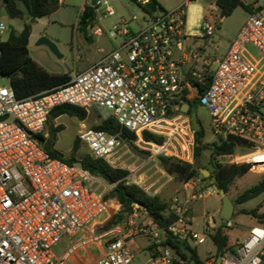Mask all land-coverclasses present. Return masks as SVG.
Listing matches in <instances>:
<instances>
[{"label":"built area","instance_id":"2783aa9c","mask_svg":"<svg viewBox=\"0 0 264 264\" xmlns=\"http://www.w3.org/2000/svg\"><path fill=\"white\" fill-rule=\"evenodd\" d=\"M103 1L104 17L114 16L116 12L106 0H99L94 12ZM133 1L145 9L149 19L137 29L121 19L111 34L121 37L118 46L110 52L100 49L101 59L66 84L23 99L16 97L10 85L0 86V264H69L91 242H102L105 253L90 264H132L131 245L138 237L147 241L142 251L144 264H196L190 253L183 258L164 245L165 241L172 235L197 248L210 240L209 233L218 226L212 217H205L204 231L195 229L192 203L209 196L196 192V177L183 184L182 196L173 199L170 209L177 218L166 228L139 224L135 210L127 220L102 230L111 210H118L121 204L105 198L107 186L101 179L79 164L51 157L39 141L56 107L69 104L94 109L102 119L113 117L136 135L134 145L147 150L151 159L163 154L191 163V157L168 152L165 142H147L143 134L162 136L166 125L188 117L182 106L191 107L195 102L210 114L219 143L232 137L244 142L240 146L258 150L235 164L249 165L254 172L264 168V65L254 66L245 55L250 47L264 62V9L248 12L221 57L211 59L206 46L196 45V38L210 42L222 17L207 19L199 35L192 37L185 31V8L192 0L172 11L156 12L147 8L153 0ZM133 21L138 19L133 17ZM5 28L1 22L0 32ZM89 29L98 37L105 34L95 19ZM105 109L108 115H103ZM189 127L194 145L195 132ZM77 137L94 158L115 168H122L126 156H135L121 133L84 127ZM140 170L131 169L126 178L148 192L138 175ZM218 259L220 264H264V222L258 219L246 237Z\"/></svg>","mask_w":264,"mask_h":264},{"label":"rangeland","instance_id":"374dc122","mask_svg":"<svg viewBox=\"0 0 264 264\" xmlns=\"http://www.w3.org/2000/svg\"><path fill=\"white\" fill-rule=\"evenodd\" d=\"M3 1L0 0V23H4L5 30L0 32V36L3 41L8 38L11 30L21 32L24 28V23L27 21V11L23 4H18L19 8L24 11V18L11 19L5 13L3 9ZM116 12L114 16L104 17L106 5L103 4L99 7V11L95 12V25L99 26L104 31V36L98 37L90 34V38L94 41L89 43L81 31L77 28L78 14L85 6H90L91 0H63V5L52 15L39 19L32 25V33L30 39V55L47 71L55 74H69L75 75L77 72H81L93 65L101 59L103 54L99 51L104 49L106 52H110L115 49L121 41V37H112V32H115L113 26L119 24L121 19H125L130 22L132 27L137 29L139 24L144 23L149 19L148 13L140 5L136 4L133 0H106ZM159 7H162L166 11H172L181 5L185 0H154ZM218 0H192L185 8L186 11V34L192 37H196L202 30V25L207 19L221 18V13L217 7ZM248 4L257 3L259 8L264 9V0H245ZM133 17L138 19V22L133 21ZM248 18V12L238 7L228 17L223 18L222 22L218 24V30L209 41H202L196 38L197 46H206L207 53L211 56V59L220 58L228 45L235 39L239 30L244 25ZM41 37H47L54 41L63 58L55 56L47 46L37 45V42ZM247 59L256 67L264 65L261 57L249 47L245 53ZM0 86H9V80L7 78L0 77ZM241 97V95H239ZM87 118L84 121H80L77 118L69 117L67 115L60 116L51 124L54 126H63L64 129L57 134L55 142V149L69 157L72 153L75 140L77 138V132L84 127L93 129L94 125L101 122V114L94 110H86ZM194 112L197 114V118L203 125L205 132L204 145L207 149L202 153L200 157V164L198 168L201 175L197 176L198 182L196 187L197 193L208 192L209 196L202 199L194 200L192 203L191 216L194 217L195 229L203 232L205 229V217H212L216 224L223 223L220 218V210L222 206L221 198L213 189V182L208 178L213 172L214 164L219 162L221 164H232L236 160L247 158L257 152V149L248 146H238L235 148L234 153L227 157H214L212 159V152L209 149V144L219 143V139L213 133L210 114L203 107H197ZM109 110H103V115H108ZM190 119L183 116L181 119L176 120L171 125H166L167 128L163 129L165 137L166 148L168 152L174 153L189 159L194 162V145H191L190 136L192 131L190 129L191 122H187ZM49 123L47 122L43 135L48 137L49 135ZM141 150V149H140ZM149 153L147 150H142ZM88 148L85 144H81L78 149V154L88 153ZM135 154L134 157L126 156L124 163L121 164L122 169L131 173V169L141 167L138 175L143 180V186L148 189V193L151 196H158L167 205L172 204L174 198L182 196L185 192L183 183L176 179L174 176L169 175L162 167L157 156L154 160L151 159L150 154ZM163 155V154H160ZM191 162V163H192ZM239 162V161H238ZM254 172L250 170L243 177L236 178L234 182L229 186L228 195L234 203V213L230 222V228L228 233L231 236L232 241L242 240L246 232H249L252 226L256 225V218L251 215H247L244 211H251L258 208L259 213H264V193L244 204H236L237 197L247 189L253 187L259 181L264 179V168H257ZM203 171H208L210 175L203 176ZM206 173V172H205ZM130 180H134L131 176ZM107 186V192L111 186ZM121 210V207L111 210V216L107 219V224L117 215ZM129 216L124 217L120 222L127 220ZM137 222L139 224L147 225L151 223V218L143 211H138ZM119 222V223H120ZM115 226V225H114ZM112 226L111 228H113ZM110 228V229H111ZM147 241L145 238L138 237L132 243L131 247L135 254V259L132 264H144L146 255L142 253L145 250ZM104 246V244H103ZM197 251L204 261L217 260V253L210 240L203 245L197 247ZM101 254V247L98 245H89L86 249L80 251V256L83 257V261H87L91 257H97ZM71 264V263H69Z\"/></svg>","mask_w":264,"mask_h":264},{"label":"trees","instance_id":"16d2710c","mask_svg":"<svg viewBox=\"0 0 264 264\" xmlns=\"http://www.w3.org/2000/svg\"><path fill=\"white\" fill-rule=\"evenodd\" d=\"M18 4H23L25 6L28 14L27 21L24 23V28L21 32L18 33L15 30H11L5 41H3L0 36V77L7 78L16 97L18 99H23L64 85L71 80L72 76L67 73L55 74L47 71L31 57L29 50L32 25L39 19L54 14L63 5V2L60 0H4L3 9L9 18H24V11L19 8ZM216 4L222 18L230 16L238 7L244 8L247 12L253 10L252 7L247 5L243 0H218ZM92 17L95 18V12L89 11V6H86L79 14L78 30L81 31V22H85ZM197 107V103L194 102L191 104L193 110H190L188 114L189 117ZM63 115L84 121L87 118V111L84 108L69 104L54 108L50 112L48 118V121H50L49 135L48 137L44 135L41 136L45 140V142L42 143V147L51 157L59 158L70 165L79 164L90 172L92 176L101 179L106 185L111 186L108 193L105 194V198L116 199L121 204V210L108 224L106 223L102 227V230L110 229L124 217L133 214L135 210L143 211L149 215L151 223L147 224V226L166 228L176 220L177 216L171 212L170 205H167L158 196L149 195L139 186L128 183L126 177L129 172L127 170L112 167L105 160L94 158L89 152L79 155L77 152L82 143L78 137L75 140L72 153L69 157L58 152L55 149V142L57 134L63 130L64 127L54 126L51 124V121ZM92 128L112 134L121 133L126 136V141L131 146L133 152L137 154H149L134 145L133 142L136 140V135L122 128L113 117L102 119L99 124L94 125ZM143 136L144 140L147 142H154L158 145H162L165 142V137L160 135L144 132ZM204 137V129L195 132L193 163H186L173 157L160 155L158 159L165 171L183 184L201 175L198 165L200 164V157L205 151ZM243 144V141L230 137L226 141L212 143L208 146L212 152V159L214 160V157L231 156L235 148ZM250 170L251 168L249 165H237L235 163L224 165L216 162L213 172H211L208 179L213 182V185H217L219 189H223L228 193L229 186L234 180L245 176ZM263 193L264 179L240 194L235 203H247L261 196ZM244 213L259 219L260 222H264V213L260 214L258 208L251 211H244ZM229 228L227 223H219L214 232L209 233V238L215 248L217 258L226 250H233L236 247L237 242L232 241L228 233ZM164 245L174 248L183 258H188L190 253V258L194 260L196 264H204V260L201 259L197 248H191L189 245L177 241L172 235L168 236Z\"/></svg>","mask_w":264,"mask_h":264},{"label":"water","instance_id":"95a60500","mask_svg":"<svg viewBox=\"0 0 264 264\" xmlns=\"http://www.w3.org/2000/svg\"><path fill=\"white\" fill-rule=\"evenodd\" d=\"M99 0H91L90 6H89V11H94L95 6L97 5ZM147 8L151 11V12H156L157 10L159 11H163L164 9L162 7H159L158 4L155 1H152L150 4H148ZM94 17L88 19L85 22H81L80 23V27H81V32L84 35V38L90 43L92 42V38L88 37L89 36V27L92 25V23L94 22ZM37 45H44L47 46L49 48V50L58 58H63V55L60 53L57 44L52 41L51 39L47 38V37H41L39 39V41L37 42ZM182 112H184L185 114H189L191 107L190 105L186 104L183 105L181 108ZM191 122H192V127L194 132H198L202 130V125L200 123V121L197 118V114L196 112H192L191 113ZM122 139L126 140V136L122 135ZM39 141L41 143H44L45 140L40 137ZM207 147L204 146V150H206ZM206 172V173H205ZM203 176L206 177V175H210V173L208 171H203ZM213 189L214 191L219 195V197L221 198V202H222V206H221V210H220V218L223 220V222H228L232 219L233 213H234V203L233 201L230 199L229 195L223 190V189H219L217 185H213ZM190 255V254H189ZM216 264H220V260L218 259Z\"/></svg>","mask_w":264,"mask_h":264},{"label":"crops","instance_id":"0c3cea01","mask_svg":"<svg viewBox=\"0 0 264 264\" xmlns=\"http://www.w3.org/2000/svg\"><path fill=\"white\" fill-rule=\"evenodd\" d=\"M61 2H63V0H60ZM247 5H250L251 7H252V9H255V8H259V6H258V4L257 3H254V4H248L245 0H243ZM82 11H83V9H82ZM81 11V12H82ZM80 12V13H81ZM79 13V14H80ZM79 14H78V18H79ZM212 20V19H211ZM223 20V19H222ZM77 23H78V19H77ZM90 34H92V32H91V30L89 29V36H90ZM104 36V35H103ZM30 39H31V37H30ZM94 40L92 39V42H93ZM91 43V42H90ZM29 46H30V44H29ZM100 51V50H99ZM80 72V71H79ZM258 220V219H257ZM257 220H256V222H257ZM248 234V232H246V234L244 235V237L242 238V239H244L245 237H246V235ZM236 242H239V241H241V240H235ZM92 244H94V245H98L99 247H101V254L99 255V256H97V257H91L90 259H88L87 261H83V257H80V258H74L73 260H72V262H71V264H90V263H92L94 260H96L97 258H99L100 256H102L104 253H105V248H104V246H103V243L102 242H96V243H94V242H91V243H89L86 247H84L83 249H86L89 245H92ZM83 249H81V250H83Z\"/></svg>","mask_w":264,"mask_h":264},{"label":"flooded vegetation","instance_id":"af4514ba","mask_svg":"<svg viewBox=\"0 0 264 264\" xmlns=\"http://www.w3.org/2000/svg\"><path fill=\"white\" fill-rule=\"evenodd\" d=\"M191 110H193V108H191ZM189 117V116H188ZM190 119V122H191V116L189 117ZM199 120V119H198ZM201 123V122H200ZM191 125H192V122H191ZM201 125H202V123H201ZM202 129H203V125H202Z\"/></svg>","mask_w":264,"mask_h":264}]
</instances>
